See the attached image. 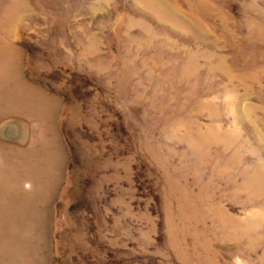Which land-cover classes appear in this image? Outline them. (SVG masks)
Here are the masks:
<instances>
[{"label":"rangeland","instance_id":"obj_1","mask_svg":"<svg viewBox=\"0 0 264 264\" xmlns=\"http://www.w3.org/2000/svg\"><path fill=\"white\" fill-rule=\"evenodd\" d=\"M0 264H264V0H0Z\"/></svg>","mask_w":264,"mask_h":264}]
</instances>
